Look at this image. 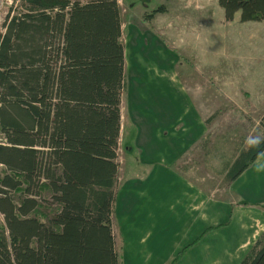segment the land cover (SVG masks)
Here are the masks:
<instances>
[{
  "label": "trees",
  "instance_id": "trees-1",
  "mask_svg": "<svg viewBox=\"0 0 264 264\" xmlns=\"http://www.w3.org/2000/svg\"><path fill=\"white\" fill-rule=\"evenodd\" d=\"M218 3L227 21L237 13L242 23L264 21V0ZM3 28L0 264H121L113 224L127 90L119 3L20 0ZM263 152L264 144L241 151L225 181ZM240 264H264V234Z\"/></svg>",
  "mask_w": 264,
  "mask_h": 264
},
{
  "label": "rangeland",
  "instance_id": "rangeland-1",
  "mask_svg": "<svg viewBox=\"0 0 264 264\" xmlns=\"http://www.w3.org/2000/svg\"><path fill=\"white\" fill-rule=\"evenodd\" d=\"M2 1L0 34L5 31L3 24L11 7L17 14L20 3V0ZM73 1L86 4L93 0ZM117 1L123 21L122 43L128 83L127 94L122 99L123 132L118 149L120 171L113 217L121 264L132 262L126 261L124 245L117 233L118 221L124 229V215L131 206H135L134 216L138 217L141 206H148L153 211L155 207L160 209L158 204L161 201L162 206L168 207L179 193L175 185L157 178L162 169L161 160H147L149 151L154 152L145 147L152 136L148 129L158 131L164 122L168 126L174 121L178 123L180 116L190 117L192 108L193 113L196 112V103L199 109L198 143L186 151L185 160L176 168L185 172L200 191L209 195L213 192L215 204L221 207H209L207 222L189 220L174 229L161 228L160 236L143 242L151 249L150 261L134 260L133 264H171L176 255L204 231H208L209 236L191 248L178 264H240L264 234V199L257 203L255 197L247 195L250 197L243 200L238 185L244 186L250 173L243 176V180L227 183L225 169L248 148L245 144L247 138H264L261 126L263 93H258V102L255 103L246 89L255 87L264 91V21L242 23L238 13L233 21H227L218 0ZM161 7L166 11L155 13ZM133 25L139 27L137 37L130 28ZM146 29L160 34H156L157 39L153 38L152 33L145 34ZM129 33H132L131 37ZM130 52L135 61L132 75L128 76ZM146 78L154 83L145 85ZM140 85H145L142 87L143 101H137V95L141 94ZM183 125L184 122L178 123L176 130L183 129ZM167 128L168 135L172 136ZM190 155L193 157L189 158ZM136 170L134 176L138 177L125 181ZM160 189L164 194L158 198ZM147 193L156 196L150 197L151 203L144 202L146 196L143 195ZM128 201L132 203L129 208ZM183 201L186 202L185 198ZM164 214L165 210H157L139 221L159 223ZM164 218L173 217L166 214ZM0 224L5 225L2 213ZM215 226L221 227L215 229ZM210 228L213 229L208 230Z\"/></svg>",
  "mask_w": 264,
  "mask_h": 264
},
{
  "label": "crops",
  "instance_id": "crops-1",
  "mask_svg": "<svg viewBox=\"0 0 264 264\" xmlns=\"http://www.w3.org/2000/svg\"><path fill=\"white\" fill-rule=\"evenodd\" d=\"M238 14L240 15V13ZM130 28L133 30V32H135L134 36L137 37L140 35L139 30H138L139 27H135L133 25V26H130ZM144 31H145V34L147 35L152 33L151 36L156 39H157L156 34H160L158 32L150 31L148 29ZM131 36H132V33H129V37ZM131 55L132 53L130 52L129 64L127 68L128 76L132 75V72H131V69L133 68L132 63L135 61V57H131ZM138 64H141V63H138ZM172 79L176 81L177 78H172ZM126 81H127V78H126ZM150 83H151V80L146 78L145 85H150ZM152 83H154V81H152ZM145 85H140L141 94L137 95V101L139 100L143 101V96H142L143 88L142 87ZM127 89H128V83H127ZM246 89H247V93L253 96L252 100L255 103L258 102V93H263L262 100H264V91L260 90L259 88H255V87H249V88L246 87ZM127 91L128 90H126V94H127ZM137 91L140 93L139 90ZM196 107L197 108H196L195 114L193 113V108L191 109L190 115H189L190 117H188L190 119H188L186 116L185 117L180 116L177 118V119L181 118L178 121L179 124H183V122L185 123V125H183L184 127L182 126L183 129L181 130H176L178 123H175V121L173 123L168 124V126L166 125V122H164L163 127L161 129H158V131L156 129H154L153 131L151 129H148V133L151 134L152 136L150 137L151 141L148 142L145 145V147L154 152L150 153V151L148 150L149 153L147 155V160L148 161L151 160V162H153L154 158H156L157 161L161 160L162 169L159 171V175H157V178H159L164 183H168L171 186L175 185L176 188L179 190V193L178 195L175 196L174 201L171 202L168 207L162 206L161 201H159V204H158L160 209H156L155 207L153 211L149 209L148 206H145V205L141 206L140 215L138 213L139 215L138 217L134 216L136 208L134 207V205L131 206V209L129 210V212H127V214L124 215V222H123L124 229L121 228V225L118 221L119 224L117 223V227H118L117 233H119V237L121 239L120 241L124 245V251L127 257L126 261H128L129 263L136 262L134 260H137L143 263L150 261L151 258L149 257V252H151V249L143 242L146 239L150 240L152 238L160 236L158 232L160 231L161 228L166 229V230L167 229L170 230L172 228L174 229L178 225L182 226L183 221H189V220H192V221L194 220L195 222L199 220L202 222H207L209 219V212H210L209 207L211 208H214L215 206L221 207L220 205L215 204V201L213 199V192H212V195H209L203 191H200L198 185L197 184L194 185L193 180L189 178L186 174H184L185 172L182 173L180 172L178 168H176V166H178L180 161L182 162L185 160L183 158L186 154V151H190L198 143V132L199 131H198L197 119L199 118V109H198L197 103H196ZM121 110H122V106H121ZM122 120H123V117H122ZM165 120L166 119H164V121ZM167 127H169L170 128L169 130H171V132L173 133L172 136L168 135L169 132L167 131L168 129ZM121 132L123 131L121 130ZM191 156L192 155H190L189 158H191ZM262 165H264V154H262L258 158V160L236 180V181H239L240 179L243 180L244 178L242 177L250 173L249 180H247L246 178L244 180L246 184L244 186H242V184L238 185V192L243 196L241 197L243 200L245 199L246 201V197H250L247 195H251L256 198L257 203L263 202V199H264V171H260V172L256 171V168ZM134 175H137V170L131 174L130 178H126L125 181L131 178L138 177ZM133 184H134V181L131 180L130 185L133 186ZM235 184H238V183H235ZM188 188H190L191 190L190 192ZM185 190H188V191L185 192ZM116 193L118 195L117 190H116ZM163 194H164L163 189H160L158 193V198H160ZM143 196L144 197L146 196V200L144 198V202L147 201V203H151L150 197H152V199L156 198L155 195L150 196V193H147L146 195H143ZM117 197H116V201H117ZM184 198L186 202L183 201ZM140 200L141 198L139 196V203L141 202ZM131 204L132 203L128 201V208ZM225 206L226 205H224V208ZM157 210H160V211L165 210V214L163 215V218L161 216L159 223L148 224V223H141V221H139L141 217L143 218V216L154 213ZM166 214H169L173 218L165 219L164 217ZM211 214H213V209H212ZM114 216H115V212H114ZM155 231H157V233H155ZM207 236L209 235L207 234L204 237V239H206ZM139 240L142 244H140ZM115 241H116V236H115Z\"/></svg>",
  "mask_w": 264,
  "mask_h": 264
},
{
  "label": "clouds",
  "instance_id": "clouds-1",
  "mask_svg": "<svg viewBox=\"0 0 264 264\" xmlns=\"http://www.w3.org/2000/svg\"><path fill=\"white\" fill-rule=\"evenodd\" d=\"M245 144L250 151L258 150L261 148V145L264 144V138L260 136L249 137L246 139ZM260 154H264V153H260ZM256 171L257 172L264 171V165L257 167Z\"/></svg>",
  "mask_w": 264,
  "mask_h": 264
},
{
  "label": "bare ground",
  "instance_id": "bare-ground-1",
  "mask_svg": "<svg viewBox=\"0 0 264 264\" xmlns=\"http://www.w3.org/2000/svg\"><path fill=\"white\" fill-rule=\"evenodd\" d=\"M157 55L155 54V57H156ZM157 59H159V57L157 58ZM160 60V59H159ZM161 61V60H160ZM145 82V81H144ZM152 82V81H151ZM148 84V83H147ZM144 90V89H143ZM143 92V91H142ZM145 92V91H144ZM146 94V93H145ZM127 193V192H126ZM135 207V206H134ZM131 264H133V262L131 263Z\"/></svg>",
  "mask_w": 264,
  "mask_h": 264
},
{
  "label": "built area",
  "instance_id": "built-area-1",
  "mask_svg": "<svg viewBox=\"0 0 264 264\" xmlns=\"http://www.w3.org/2000/svg\"><path fill=\"white\" fill-rule=\"evenodd\" d=\"M2 2H3V1H2V0H0V8H1V6H2Z\"/></svg>",
  "mask_w": 264,
  "mask_h": 264
}]
</instances>
